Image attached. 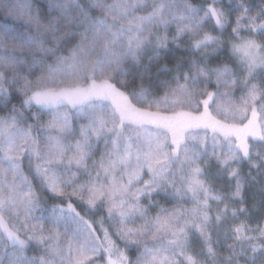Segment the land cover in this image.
<instances>
[{
    "label": "snow or ice",
    "instance_id": "snow-or-ice-1",
    "mask_svg": "<svg viewBox=\"0 0 264 264\" xmlns=\"http://www.w3.org/2000/svg\"><path fill=\"white\" fill-rule=\"evenodd\" d=\"M0 264H264V0H0Z\"/></svg>",
    "mask_w": 264,
    "mask_h": 264
}]
</instances>
